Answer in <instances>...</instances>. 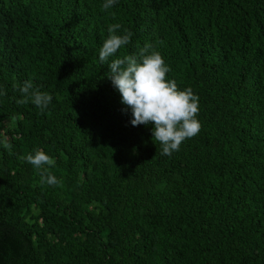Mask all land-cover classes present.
Segmentation results:
<instances>
[{
  "label": "trees",
  "instance_id": "16d2710c",
  "mask_svg": "<svg viewBox=\"0 0 264 264\" xmlns=\"http://www.w3.org/2000/svg\"><path fill=\"white\" fill-rule=\"evenodd\" d=\"M103 3L0 0V264H264V0ZM112 24L132 36L101 63ZM145 44L199 98L171 156L109 77ZM27 81L47 110L20 102Z\"/></svg>",
  "mask_w": 264,
  "mask_h": 264
},
{
  "label": "clouds",
  "instance_id": "9594fccd",
  "mask_svg": "<svg viewBox=\"0 0 264 264\" xmlns=\"http://www.w3.org/2000/svg\"><path fill=\"white\" fill-rule=\"evenodd\" d=\"M118 0H104V9L113 7ZM119 24L108 27V37L99 49L98 58L106 63L118 51L129 44L132 34H117ZM113 87L120 94L122 111L130 112L132 126L152 125V138L159 142L161 155L171 156L180 150L181 144L201 130L197 118L199 98L191 88L180 89L176 82L167 79L170 71L164 57L159 51L145 44L139 55H127L111 60L108 63ZM20 102L31 101L41 111L47 110L52 102V95L35 90L31 81L25 82L21 88ZM0 146L10 149L9 140H0ZM23 159L31 164L39 173L42 183L57 185V177L49 169L55 160L43 150H34Z\"/></svg>",
  "mask_w": 264,
  "mask_h": 264
}]
</instances>
